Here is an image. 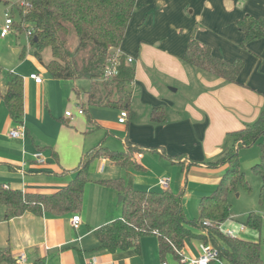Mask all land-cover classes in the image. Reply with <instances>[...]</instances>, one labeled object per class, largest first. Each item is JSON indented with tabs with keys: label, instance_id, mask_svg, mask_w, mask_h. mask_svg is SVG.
I'll list each match as a JSON object with an SVG mask.
<instances>
[{
	"label": "crops",
	"instance_id": "obj_1",
	"mask_svg": "<svg viewBox=\"0 0 264 264\" xmlns=\"http://www.w3.org/2000/svg\"><path fill=\"white\" fill-rule=\"evenodd\" d=\"M247 15L264 19V0H138L119 49L126 61L134 59L136 68L128 90L132 100L137 94V107L123 124L119 119L124 110L88 104L90 81L83 85L86 90L75 86L63 93L57 88L68 80L49 76L42 84L32 80L30 75L40 72L28 64L25 51L15 47L9 35L1 36L6 16L4 20L0 10V183L24 194H54L76 177L86 152L97 146L112 151L110 147L116 144L111 141L117 134L125 137L123 151L129 141L147 148L134 156L141 169L130 183L137 189L154 190L158 185L161 175L155 179L144 175L146 170H155L145 154L152 152L187 171L186 184L202 185V190L196 189L204 193L202 198L211 195L228 166L209 163L233 145L230 133L252 124L264 111V38L243 46L244 35L237 22ZM192 39L210 46L214 55L225 61L242 60L241 85L187 66L183 57ZM45 52L38 60L46 68L51 52ZM16 76L23 79L20 123L26 136L22 138L10 136L19 123L12 119L3 99ZM154 108L164 109L166 122L152 121ZM103 109L118 112L109 119ZM80 110L84 113L79 114ZM70 111L72 117L66 115ZM38 152L44 154L45 164L35 160ZM99 160L101 171L111 175L117 165L105 157ZM97 190L92 210L81 209L76 214L81 217L78 229L71 226L73 214L58 217L29 212L7 221L5 207L0 205V248H9L15 260L25 253L30 264H87L93 259L98 264H163L156 235L143 237L139 250L109 252L100 248L96 231L121 218L122 210L118 212L113 196H103ZM184 199L183 194L186 216ZM229 221L234 222V217ZM244 232H238V237ZM194 242L200 254L201 241ZM184 254H195L190 243ZM168 259L164 261L169 263ZM212 264L232 263L222 260Z\"/></svg>",
	"mask_w": 264,
	"mask_h": 264
},
{
	"label": "trees",
	"instance_id": "obj_2",
	"mask_svg": "<svg viewBox=\"0 0 264 264\" xmlns=\"http://www.w3.org/2000/svg\"><path fill=\"white\" fill-rule=\"evenodd\" d=\"M138 0H29L30 9L20 8V22L14 25L20 33L32 32L30 44L37 58L43 52H51L46 68L57 80L88 79L91 82L88 104L90 106H113L127 110L132 107L129 85L135 80L136 68L121 56L118 75L103 80L109 59L121 48ZM244 35L243 46L264 38V19L245 16L237 22ZM75 36L77 46L71 50L69 39ZM86 54V56H83ZM184 63L192 68L212 74L228 83L240 84L239 76L244 69L240 59L225 61L214 55L210 46L192 39L183 57ZM102 80V81H101ZM241 85V84H240ZM10 116L16 123L22 122L24 114L23 79L14 77L3 96ZM152 121L166 122L162 108L152 110ZM233 145L215 162L213 167L227 165L217 189L200 200V215L196 220L186 218L183 193L168 190H139L123 180H103L102 184L115 188L124 197L121 203L122 216L96 231L100 248L109 252L139 250L143 237L156 235L163 262L167 256L179 260L189 240H199L212 245L220 252V259L232 264H263L261 244L239 237H229L219 225L231 220L230 193L241 184L250 190L245 174L241 171L239 151L241 148L260 144L261 160L253 166L254 173L261 178L260 201L264 203V111L252 124L230 133ZM147 150L132 142L125 151H109L97 146L86 152L77 168L76 177L62 190L51 194H24L6 188L0 183V205L5 207L7 221L33 213L42 216L76 215L80 212L87 184L90 182L91 164L105 157L122 168L140 170L134 156ZM211 225L205 226L204 222ZM262 217L250 214L246 225L260 230ZM245 225V226H246ZM193 228H198L199 233ZM0 264H17L9 248H0Z\"/></svg>",
	"mask_w": 264,
	"mask_h": 264
},
{
	"label": "rangeland",
	"instance_id": "obj_3",
	"mask_svg": "<svg viewBox=\"0 0 264 264\" xmlns=\"http://www.w3.org/2000/svg\"><path fill=\"white\" fill-rule=\"evenodd\" d=\"M28 2L29 0H0V10L2 12L3 19L5 20V14L9 12L11 14V17L14 19V21L16 23H19L20 8L23 7L26 8L23 4ZM9 38L14 41L15 47L21 48L22 50L25 51V57L27 60H29L28 64L34 68L36 67V70L40 72V75L43 77V79L48 78V76L51 77L45 66L36 57L34 48H32L30 44V36L28 32L20 33L19 31L16 30L14 26L13 31L9 34ZM68 46L71 50H73L77 46V39L75 36H72L69 39ZM47 51L49 50H46L45 52L46 55L48 54ZM83 56H86V54H84ZM43 61L45 63L46 61L45 58L43 59ZM133 66L135 67V65ZM88 83H89L88 79H80L77 81L68 80L67 84H63V86L58 87L57 90L64 93L65 89L66 91H68L69 89H72L75 86H78L80 89L83 88L84 90H86V88L83 85ZM82 97L85 99V103H86L85 92L82 93ZM132 101L133 103L131 109L134 111V109H136L135 107H137L136 93L134 94V98ZM85 107L89 108L87 104ZM103 110L107 113L109 119L114 118V114H117L118 112L117 110L114 109H108V110L103 109ZM87 111H89V109ZM59 112H61V109L59 110ZM70 112L72 113V111ZM116 136L117 138L111 141L112 143L116 144V147H110V148L112 151H117V152L123 151L122 141L125 140V137L121 138L117 134ZM145 154L147 155V157H149V163L153 164L152 166L155 168V170L152 169L146 170L144 172V175L151 177L153 179H155L157 175H161L160 178H170L171 181H173L172 183L173 191L175 193L184 194L185 197L184 207L187 218L191 221L198 219V215H200V209H199L200 200L204 193H201L199 191L198 193L196 189L198 188L202 190L203 186L197 185L196 182L193 181L186 184L185 182L186 176H189V173L187 171L183 172L184 170L181 167L172 165V163L168 159L163 158L159 155H155L152 152H146ZM261 156H262V148L260 144H255L251 147L240 149L239 151L240 168L241 171L245 174V178L249 183L250 190H246L241 184H239L237 186V189L230 193L229 201L231 204V215L234 217L235 221L226 222L224 224V229L236 230L240 225L242 224L246 225L250 214L254 213L260 215L262 217L261 229L256 230L246 225L247 227L246 231L242 233L240 237L242 239L259 242L261 244V251L263 255V264H264V203H261L260 201V188L262 181L261 178L257 176L253 171V166L261 160ZM100 165H101V161L97 159L90 166L89 179L92 181V183L86 186L83 205L81 209L86 211L92 210V206L94 203L93 197L94 195H96L95 191H98L97 189H99V191H101L99 193L102 194L103 196L109 195L114 197L115 203H117L118 212H121L122 208L121 205H119V199L122 195L119 193L117 189L101 186L99 182L103 180H113V181L123 180L124 183H128V182L130 183L132 179H134V176H137V170L133 168L126 169L120 166H116L110 175L109 171L108 173L102 172L100 169ZM95 183H98L99 185L95 186ZM185 186H187V189H185ZM158 188H161L159 184L155 185L154 190H158ZM215 190L216 188L213 189L211 192H214ZM193 231L197 233L200 232L198 228H193ZM187 243L188 244L190 243V245H192L193 249L195 250V254L193 255V257H197L199 255V252L194 245L195 243L194 240H189ZM198 245L202 249L203 243L199 242ZM168 261L170 264H179V260H177L173 256H169Z\"/></svg>",
	"mask_w": 264,
	"mask_h": 264
},
{
	"label": "built area",
	"instance_id": "obj_4",
	"mask_svg": "<svg viewBox=\"0 0 264 264\" xmlns=\"http://www.w3.org/2000/svg\"><path fill=\"white\" fill-rule=\"evenodd\" d=\"M27 9L31 8V4L28 3H24L23 4ZM6 16V23L5 26L2 30L1 36L4 38L6 36H8L12 31H13V25H14V19L11 17V14L9 12H7L5 14ZM29 36L32 35V32L29 31L28 32ZM121 53L118 50L114 56H112L109 61L108 64L104 70V74H103V80H111L114 76L118 75V64H119V59L121 57ZM127 61L129 63H133L134 59L133 58H128ZM30 78L32 80H34L37 84H42L43 83V78L37 74V73H33L30 75ZM84 111L80 110L79 114H83ZM67 116L72 117V113L71 112H67L66 113ZM128 119V113L127 111H122L121 115H120V119L119 122L120 123H126ZM10 136L12 138H22L26 136V129L24 124L19 123L18 126L13 129L12 131H10ZM35 160L39 163V164H45L46 163V158L44 156V154L42 152H38L34 155ZM159 186L161 187L162 190H168L171 187V179L170 178H160L158 181ZM7 188V186H5ZM80 223H81V217L79 215H75L72 218L71 221V226L74 229H78L80 227ZM205 226L211 225L210 222L206 221L204 222ZM220 230H222V232L229 236V237H238L239 233L238 232H244L246 230V226L245 225H240L239 226V231L233 230V229H224V224L219 225L218 226ZM220 252L217 248H215L212 245H203L199 256L197 257H187L184 253L182 255V257L179 259V264H212L214 262H220ZM16 262L17 264H30L28 262L27 256L25 253H21L17 256L16 258ZM87 264H98V261L96 259H93L91 261H89ZM163 264H169L167 261L163 262Z\"/></svg>",
	"mask_w": 264,
	"mask_h": 264
},
{
	"label": "water",
	"instance_id": "obj_5",
	"mask_svg": "<svg viewBox=\"0 0 264 264\" xmlns=\"http://www.w3.org/2000/svg\"><path fill=\"white\" fill-rule=\"evenodd\" d=\"M123 200H124V197H123V196H121V197H120V199H119V203H122V202H123Z\"/></svg>",
	"mask_w": 264,
	"mask_h": 264
}]
</instances>
